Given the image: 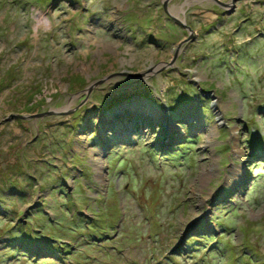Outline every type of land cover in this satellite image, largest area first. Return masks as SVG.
Returning a JSON list of instances; mask_svg holds the SVG:
<instances>
[{"label": "rangeland", "instance_id": "rangeland-1", "mask_svg": "<svg viewBox=\"0 0 264 264\" xmlns=\"http://www.w3.org/2000/svg\"><path fill=\"white\" fill-rule=\"evenodd\" d=\"M163 3L0 0V264H264V0Z\"/></svg>", "mask_w": 264, "mask_h": 264}, {"label": "water", "instance_id": "water-1", "mask_svg": "<svg viewBox=\"0 0 264 264\" xmlns=\"http://www.w3.org/2000/svg\"><path fill=\"white\" fill-rule=\"evenodd\" d=\"M169 0H164V3H163V8L166 9V4ZM214 1L218 7H220L221 9L223 10H227V12L229 14H232L234 11H235V3H238V2H243V0H231L230 3H224V2H221L220 0H212ZM229 10V11H228ZM175 23H177L178 25L184 27L186 29V31H188V38L191 39V35H192V31L190 30V28H188L187 26H184L182 23H180L177 19H173ZM189 39L183 41L178 47L177 49L174 51V56H173V59L169 62V63H165L163 64L159 69H167V68H170L173 66L174 64V61L178 55V53L180 52V47L182 46L183 43L187 42ZM154 69H158V68H154ZM151 73H154V70H151L150 71ZM105 79H101V80H97L95 81L94 83H92L91 85H89V87L87 88L88 91H90L94 86L98 85V84H101L103 83ZM19 119H21L22 117H18Z\"/></svg>", "mask_w": 264, "mask_h": 264}, {"label": "bare ground", "instance_id": "bare-ground-1", "mask_svg": "<svg viewBox=\"0 0 264 264\" xmlns=\"http://www.w3.org/2000/svg\"><path fill=\"white\" fill-rule=\"evenodd\" d=\"M140 108V107H139ZM145 118V117H144ZM144 120H146V119H144ZM140 122H141V120H140ZM142 122H143V120H142ZM138 123V122H137Z\"/></svg>", "mask_w": 264, "mask_h": 264}, {"label": "trees", "instance_id": "trees-1", "mask_svg": "<svg viewBox=\"0 0 264 264\" xmlns=\"http://www.w3.org/2000/svg\"><path fill=\"white\" fill-rule=\"evenodd\" d=\"M11 184H13L12 182H11ZM97 231V230H96Z\"/></svg>", "mask_w": 264, "mask_h": 264}]
</instances>
